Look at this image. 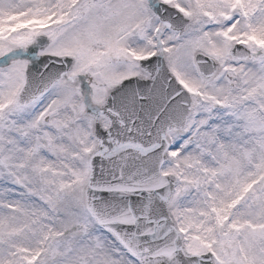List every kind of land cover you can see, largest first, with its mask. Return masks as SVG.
I'll use <instances>...</instances> for the list:
<instances>
[{"label":"snow or ice","instance_id":"6c2138e0","mask_svg":"<svg viewBox=\"0 0 264 264\" xmlns=\"http://www.w3.org/2000/svg\"><path fill=\"white\" fill-rule=\"evenodd\" d=\"M0 264H264V0H0Z\"/></svg>","mask_w":264,"mask_h":264}]
</instances>
